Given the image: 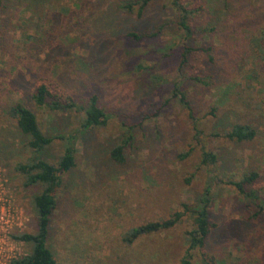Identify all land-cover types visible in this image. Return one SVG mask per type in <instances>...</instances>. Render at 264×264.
<instances>
[{"label": "rangeland", "instance_id": "rangeland-1", "mask_svg": "<svg viewBox=\"0 0 264 264\" xmlns=\"http://www.w3.org/2000/svg\"><path fill=\"white\" fill-rule=\"evenodd\" d=\"M10 1L13 6L0 7V30L4 31L0 42V222H7L0 252L6 264L29 253L30 247L13 236L35 232L31 198L42 189L23 188L22 176L14 168L34 159L55 166L64 148L63 141L55 140L39 153L29 151L26 137L17 132L14 120L6 114V108L15 103L25 104L34 113L43 134L74 139L75 167L59 178L46 239L57 264H177L192 230L190 213L173 227L141 236L130 244L122 238L131 228L168 219L181 210L182 203L191 211L206 188L211 198L210 221L215 227L204 253L216 264H239L243 246L235 245L230 233L244 225L250 235L264 225L246 220L242 200L225 181L255 171L260 177V193L264 192V71L255 66L264 62L245 37V27L236 28L232 34L230 30L233 13L238 12L241 19L251 18L254 9L264 12V0H181L193 12L189 15L194 31L192 46L209 44L212 49L208 55L213 61L192 57L180 71L182 41L174 26L171 0H151L140 18L135 15V6L129 15L114 11L117 5L137 0H103L98 4L85 0L79 16L88 8L92 17L102 8L113 14L101 26L97 24L105 34L120 30L121 35L127 29L141 31L165 24L161 33L149 40L134 43L119 36L114 39V60L96 70L94 84L89 81L88 85L97 92L99 104L105 110L116 109V115L106 126L88 130L80 127L82 115L37 109L24 96L30 73L36 72L39 61L33 63L36 55L23 49L22 29L35 35L36 17L25 10L29 8H18L17 0ZM74 2L78 0H49L40 7L60 12L72 10ZM205 26L216 27V33H200ZM73 36L77 38L69 32L62 41L73 46ZM68 37L69 41L65 39ZM93 40L94 36L90 42L82 39L89 44ZM72 54H77V60L85 56L80 46L79 50L74 47ZM38 57L44 59L43 54ZM29 62L30 71L25 68ZM73 68L81 71L83 65L77 62ZM74 76L71 72V79ZM173 84L189 101L195 125L172 97ZM66 92L82 97L81 89H74L70 83ZM211 108L215 116H206ZM128 113L134 114L130 121L135 118L131 124L137 127L130 130L132 140L124 149L125 164L116 165L108 160V150L123 139V124L129 121L119 116ZM140 113L149 118L139 121ZM234 123L254 127L255 139L235 143L222 138L223 131ZM196 130L200 136H195ZM202 147L216 154V165H200ZM186 152L188 155L180 158ZM192 254L190 264H201L199 254Z\"/></svg>", "mask_w": 264, "mask_h": 264}, {"label": "trees", "instance_id": "trees-1", "mask_svg": "<svg viewBox=\"0 0 264 264\" xmlns=\"http://www.w3.org/2000/svg\"><path fill=\"white\" fill-rule=\"evenodd\" d=\"M86 1L89 4H98L103 0ZM150 1L151 0H137L136 2L131 1L120 4L117 5L118 7L116 6L114 11L117 13L118 10H121L129 15L133 13L135 6V15L137 18H140L144 8ZM232 1L238 2L241 0ZM45 2H49V0H17L16 3L18 8H29L25 10L30 11V13L36 17L37 28L35 35L28 34L26 33L27 31L22 29L24 35L23 49L30 51V53L33 52V54L36 55L34 57L35 60H32L33 63L39 61V63L36 64V67H38L36 72L30 73V81L27 85L28 91L23 94L37 109L45 108L51 112H75L82 115L80 123L82 129L102 128L107 125L111 116L116 115V109L105 110L99 104L97 92L90 88L88 82H95L96 70H102L104 63H109L114 60L117 54L115 50L114 52L112 51L114 39L119 36L124 40L134 43L149 40L159 35L165 24H157L152 27L148 26V28L141 31L127 29L123 31L124 33L121 35L120 30H113L114 35L111 34V30L105 34L106 32L104 30L101 31V29H98L97 24L101 26L103 21L111 19L110 16H113V14L111 15V11L108 8L98 9V16L94 17L88 12L91 11L88 8L87 12H83V14L79 16L84 7L85 0H78L77 3L74 2L72 10H61L60 12H53L52 10L43 11L41 7ZM169 4L175 13L174 26L179 32L182 41L178 70L180 71L183 67L187 66L192 57L199 56L208 62H212V58L208 55V52L212 49L209 44L192 46L194 31L190 24L189 15L193 13L190 7L181 0H171ZM7 5H12V2L10 0H0V7H7ZM49 5L52 6L51 4ZM75 7L76 10H74ZM233 14L235 20L231 25V32H229L232 34L236 31V28L245 27L244 32L246 36H244L249 38L248 42L253 48L257 49L259 55H262L261 58L264 62V12L259 10V8L254 9L251 18L244 17L243 19L238 17V12ZM2 26L3 23L0 24L1 28ZM94 28L97 29L94 30ZM67 32L77 34V38L73 36L76 40L73 46H70L71 42L65 44L62 41V39H64L63 36L68 34ZM3 33L4 31L1 29L0 42ZM200 33L212 36L213 33H216V27L205 26ZM93 36L94 40L92 44L82 41V39H85L90 42ZM65 39L68 41L70 40L69 37ZM82 43L84 45L81 47ZM79 46L80 50L84 49L85 56L78 57L77 60L75 59L77 54H72V49L75 47V50H79ZM39 54L44 55L43 60L39 59ZM235 57L239 56L236 55ZM75 60L79 62L80 65H83L81 71L74 70L73 67L77 64ZM235 60L238 59L235 58ZM30 65H32L30 62L26 64V70L30 71ZM255 66L260 71H264V64L256 63ZM138 68L139 67H137V69ZM71 72H75L74 79L70 77ZM208 77L210 76L204 78L208 79ZM190 80L195 82L200 81L198 77H191ZM69 83L74 89H81L80 93L82 97L78 99V97L66 92L67 84L69 86ZM202 85L207 84L203 83ZM172 97L177 98L178 102L187 110L190 119L195 125L196 121L192 117L189 101L185 98L184 94L179 91L176 84L172 85ZM6 114L14 120L17 132L26 137L25 146L31 152L39 153L55 140L64 142L62 154L58 158L55 166L44 160L34 159L26 164H17L14 168L15 171L22 176L23 188L40 186L42 189L31 198V206L35 215V232L33 234L21 233L13 236L14 240L27 244L30 247L29 253L12 260L11 264H57L52 253L46 246V239L50 215L55 205L53 193L59 185V178L75 167L74 139L60 135L48 136L43 134L38 127L34 113L25 106V104L15 103L7 107ZM133 115L134 114L128 113L119 116L123 117L122 119L124 121L129 122L123 124L126 131L123 135V139L120 140V143L111 146L108 150V160L116 165H124L126 162L124 149L130 145L132 140L130 130L137 127L135 124H131L135 119L130 121ZM137 116H141V118L139 117V121H144L149 118L148 115L143 113ZM206 116H215V109H209ZM199 133L201 132L196 130L195 136H200ZM216 136L215 134L214 137ZM255 136V128L248 123L231 124L229 128L222 133V138L235 143L251 142L255 139ZM187 155L188 152L182 154L180 158H185ZM217 162L218 158L216 154L206 150L204 147L201 148L200 165L212 166L216 165ZM259 181L260 177L257 172L248 171L242 174L238 180H228L225 181V184L232 188L236 196L242 200V207L245 209V213H247V216L246 214L244 215L246 220L248 222L255 221L264 225V192L260 193ZM210 199L209 188H206L193 204L191 211L186 204L182 203L180 205L181 210L174 211L168 219L147 222L131 228L124 234L122 239L125 243L130 244L141 236L173 227L186 213H190L192 230L187 234V246L177 264H190L193 252L199 254L201 264H216L212 257H207L204 253L206 241L211 235L212 228L215 227V224L210 221ZM257 231L249 235V229H247V226L244 227L243 225L240 230L230 233V239L234 244H241L243 246L241 250L243 256L237 258L240 262L239 264H264V244H262L264 239V228H260ZM241 258L247 259V262H244Z\"/></svg>", "mask_w": 264, "mask_h": 264}, {"label": "built area", "instance_id": "built-area-1", "mask_svg": "<svg viewBox=\"0 0 264 264\" xmlns=\"http://www.w3.org/2000/svg\"><path fill=\"white\" fill-rule=\"evenodd\" d=\"M0 203H1V201H0ZM0 210H1V208H0ZM6 233H7V222H0V243L1 244L3 243L4 236L6 237ZM14 259H17V258H13V259L9 260V262L7 264H11V261ZM0 264H6L5 260L3 259L2 255H1V252H0Z\"/></svg>", "mask_w": 264, "mask_h": 264}]
</instances>
